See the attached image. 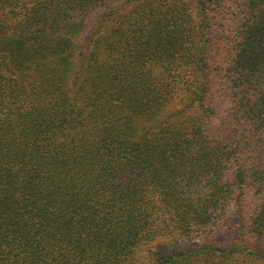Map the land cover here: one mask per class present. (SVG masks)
<instances>
[{
    "label": "trees",
    "instance_id": "16d2710c",
    "mask_svg": "<svg viewBox=\"0 0 264 264\" xmlns=\"http://www.w3.org/2000/svg\"><path fill=\"white\" fill-rule=\"evenodd\" d=\"M0 264H264V0H0Z\"/></svg>",
    "mask_w": 264,
    "mask_h": 264
},
{
    "label": "rangeland",
    "instance_id": "374dc122",
    "mask_svg": "<svg viewBox=\"0 0 264 264\" xmlns=\"http://www.w3.org/2000/svg\"><path fill=\"white\" fill-rule=\"evenodd\" d=\"M229 234H230V231L228 229H226V228L223 227L220 230V232L218 233V235L213 238V240L214 241H217V242L222 241L223 239H226V237H228ZM199 243H203V242L199 241ZM192 244H193V242H190L189 243V246L192 247Z\"/></svg>",
    "mask_w": 264,
    "mask_h": 264
}]
</instances>
